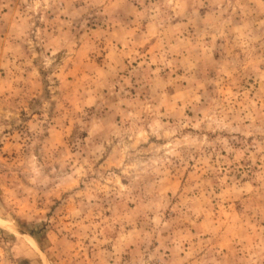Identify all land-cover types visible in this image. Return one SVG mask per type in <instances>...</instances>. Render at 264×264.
<instances>
[{"label": "rangeland", "instance_id": "obj_1", "mask_svg": "<svg viewBox=\"0 0 264 264\" xmlns=\"http://www.w3.org/2000/svg\"><path fill=\"white\" fill-rule=\"evenodd\" d=\"M0 264H264V0H0Z\"/></svg>", "mask_w": 264, "mask_h": 264}]
</instances>
